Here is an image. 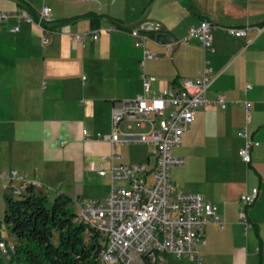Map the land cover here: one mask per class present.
I'll return each instance as SVG.
<instances>
[{"label":"crops","instance_id":"0c3cea01","mask_svg":"<svg viewBox=\"0 0 264 264\" xmlns=\"http://www.w3.org/2000/svg\"><path fill=\"white\" fill-rule=\"evenodd\" d=\"M44 7L51 8L46 32L36 23ZM0 11L27 12L34 20L0 22V175L27 174L44 184L48 198L66 194L80 209L85 177L110 167L100 158L111 154V143L96 134L109 135L113 109L144 94L143 48L131 32L145 31L146 47L156 55L144 64V73L156 78L152 92L198 77L205 60L214 75L210 103L197 108L183 136L184 155L173 153L185 159L182 186L171 177L176 191L200 194L223 219L224 228H206L200 247L205 264H264V0H0ZM204 21L254 30L240 38L215 30L211 51L197 39L168 48ZM94 31L98 40L73 39ZM244 129L259 143L249 164L240 156ZM121 146H115V162L154 167L152 147L133 162L122 157ZM254 189L258 198L245 207L241 197ZM242 209L248 229L239 221Z\"/></svg>","mask_w":264,"mask_h":264},{"label":"built area","instance_id":"2783aa9c","mask_svg":"<svg viewBox=\"0 0 264 264\" xmlns=\"http://www.w3.org/2000/svg\"><path fill=\"white\" fill-rule=\"evenodd\" d=\"M11 17L34 22L27 12L0 11V22ZM50 22L51 8L44 7L36 23L46 32L44 24ZM219 29L235 38L243 37L248 31L254 30L250 26L223 28L204 21L199 26L191 27L184 37L169 44L168 48L172 49L174 44H185L191 39H197L204 51H211L213 32ZM18 30L19 27L13 29ZM131 34L136 39V47L143 48L141 66L144 94L124 100L121 107L113 109V128L109 135L96 134L97 139L109 140L112 146L111 154L100 158L101 162L110 161L109 169L101 167L99 170L100 176H109L110 191L104 201L91 199L81 203L79 218L101 235V264H169V256L185 259L191 264H205L200 247L206 243V228L211 224L224 228L223 219L218 207L207 203L200 194L176 191L170 171L173 167L185 164V159L175 156L173 149L182 146L183 136L196 119L197 108L210 103L207 93L214 75L209 61L205 60L198 77L184 78L176 89L152 92V84L156 78L144 73L145 60L156 57L146 47L149 34L137 29ZM88 36L98 40L99 31L77 34L73 39L85 40ZM44 42H47L46 36ZM216 103L226 108L223 97H218ZM244 106L249 112L251 103L245 102ZM83 134L86 139L91 138L87 131ZM240 136L246 138L240 156L243 162L249 164L251 149L259 143L247 138L246 129ZM124 144L152 147L156 158L154 167L115 162L118 158L115 146ZM0 180L16 196L26 192L29 187L45 191L44 184L39 180L30 179L27 174L18 171L1 174ZM258 195L259 190L254 189L251 194L243 195L241 201L245 207L250 206L257 200ZM239 216L240 223L246 229L250 228L251 224L244 209ZM0 248L8 258L9 251H14L11 243L1 242Z\"/></svg>","mask_w":264,"mask_h":264},{"label":"trees","instance_id":"16d2710c","mask_svg":"<svg viewBox=\"0 0 264 264\" xmlns=\"http://www.w3.org/2000/svg\"><path fill=\"white\" fill-rule=\"evenodd\" d=\"M6 191L3 221L16 238L11 263L101 264V235L72 210L70 196L62 193L50 204L48 193L33 187L18 196Z\"/></svg>","mask_w":264,"mask_h":264},{"label":"rangeland","instance_id":"374dc122","mask_svg":"<svg viewBox=\"0 0 264 264\" xmlns=\"http://www.w3.org/2000/svg\"><path fill=\"white\" fill-rule=\"evenodd\" d=\"M82 77V75H81ZM84 105V104H83ZM159 122V118L157 119ZM120 153L123 158L131 159L133 162L142 161L141 158H145L147 153H149L150 148L148 146H127L123 145L120 148ZM185 148L179 147L173 151L174 154L183 156ZM173 184L175 181L177 182V187L180 188L183 182V171L182 168L173 167L170 171ZM182 177V178H181ZM4 183L0 180V241H6L7 243H11L14 245V241L16 240L15 235L13 234L12 230L8 228L7 224L3 221V215L5 212V188ZM175 186V184H174ZM84 195L85 200H91L94 198L96 200L104 201L107 198V193L109 190V180L108 178L101 177L94 172H90L88 176L85 177L84 180ZM9 192V191H6ZM109 194V193H108ZM107 195V196H106ZM55 200L54 194L51 193L49 195L50 204ZM72 203L71 208L72 210L79 215V208L77 205ZM167 263L169 264H191L185 259H177L175 257H168ZM0 264H13L9 261V258L4 254V251L0 248Z\"/></svg>","mask_w":264,"mask_h":264},{"label":"water","instance_id":"95a60500","mask_svg":"<svg viewBox=\"0 0 264 264\" xmlns=\"http://www.w3.org/2000/svg\"><path fill=\"white\" fill-rule=\"evenodd\" d=\"M165 35H163V34H160V35H158V38H162V37H164Z\"/></svg>","mask_w":264,"mask_h":264}]
</instances>
